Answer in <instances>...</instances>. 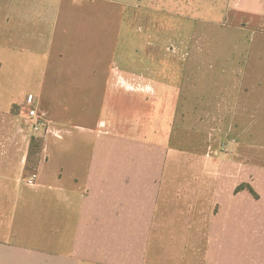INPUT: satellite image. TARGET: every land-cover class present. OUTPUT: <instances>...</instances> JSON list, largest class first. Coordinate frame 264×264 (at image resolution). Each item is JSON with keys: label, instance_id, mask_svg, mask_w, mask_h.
<instances>
[{"label": "crops", "instance_id": "0c3cea01", "mask_svg": "<svg viewBox=\"0 0 264 264\" xmlns=\"http://www.w3.org/2000/svg\"><path fill=\"white\" fill-rule=\"evenodd\" d=\"M183 8L201 5L0 0V264H264V148L206 129L264 125V98L250 121L246 105L264 90L238 86L235 110L231 86L184 90L194 25L169 37ZM208 8L264 34V0ZM29 99L51 121L43 139Z\"/></svg>", "mask_w": 264, "mask_h": 264}, {"label": "rangeland", "instance_id": "374dc122", "mask_svg": "<svg viewBox=\"0 0 264 264\" xmlns=\"http://www.w3.org/2000/svg\"><path fill=\"white\" fill-rule=\"evenodd\" d=\"M191 3H200L201 8L197 12L188 11L183 8L184 13L180 14L179 25L180 30L169 31V37L176 35L178 32L184 33V25L191 22L194 25L195 33L190 34L187 37V46H185V52L187 51L186 69L188 77L185 81L184 90L188 88L192 91L193 86H200V88L207 91L208 87H215L221 90L224 85L231 86L233 93L227 91V96L232 98L228 107H233L232 110L238 108L241 103V97L245 99L244 94L238 92L237 87H245L248 92L255 91L257 89L264 90V34L252 33L243 29H235L224 27L220 23H214L213 20L221 22V15L218 13H210L208 6L212 3V0H190ZM182 16L184 18H182ZM171 17V16H170ZM195 18L194 20H187L186 18ZM182 21V22H181ZM174 26V24H173ZM181 28H180V27ZM171 48V47H170ZM248 56L249 58H245ZM256 56L263 57L262 61H258ZM173 59V58H172ZM175 59V57H174ZM247 59V60H246ZM242 60V62H241ZM246 60V61H245ZM174 64V63H173ZM172 65V63H170ZM241 65L245 67L241 69ZM197 71L198 76L195 79L191 78L193 71ZM215 89V90H216ZM208 95V94H207ZM31 96V95H28ZM189 96H192L191 93ZM218 96V95H216ZM224 97L223 94L219 95V98ZM264 98V94L249 93L248 94V119H252V115L256 113L254 110L255 100L258 99L259 103H263L261 99ZM242 104L244 105V100ZM190 101L194 99L190 98ZM264 104V103H263ZM258 105V104H257ZM192 106V105H191ZM208 108V106H207ZM205 109L208 112L209 109ZM212 112H215L214 110ZM219 110L216 111L219 114ZM185 116L190 118L187 121L191 122L194 116L193 110H185ZM213 132H216L217 145L227 142L226 140L232 139V143L235 145V150L238 153H248L249 155L255 154L256 151H261L264 148V125L244 124L228 126L219 124L216 126L208 127ZM189 133L185 136H192V126L186 127ZM176 133V126H174ZM231 132V138L226 137V132ZM192 141V138H189ZM190 142V143H192ZM177 144V143H175ZM79 150L87 151L88 146L81 145Z\"/></svg>", "mask_w": 264, "mask_h": 264}, {"label": "built area", "instance_id": "2783aa9c", "mask_svg": "<svg viewBox=\"0 0 264 264\" xmlns=\"http://www.w3.org/2000/svg\"><path fill=\"white\" fill-rule=\"evenodd\" d=\"M24 123L29 128L31 135L36 139H43L51 127V121L47 118L46 112L39 108L31 99L26 102ZM34 182V177L27 179V183Z\"/></svg>", "mask_w": 264, "mask_h": 264}]
</instances>
